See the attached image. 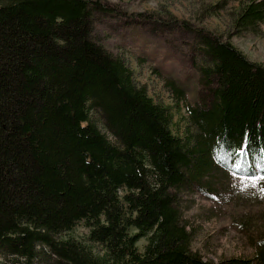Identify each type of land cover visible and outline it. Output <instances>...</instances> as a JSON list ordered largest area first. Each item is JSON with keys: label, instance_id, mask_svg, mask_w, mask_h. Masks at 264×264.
I'll return each mask as SVG.
<instances>
[{"label": "trees", "instance_id": "1", "mask_svg": "<svg viewBox=\"0 0 264 264\" xmlns=\"http://www.w3.org/2000/svg\"><path fill=\"white\" fill-rule=\"evenodd\" d=\"M101 0H0V256L33 264H264L208 262L190 248L179 192L218 167L264 176V66L228 41L191 30L202 55L187 129L172 131L120 58L92 36ZM264 3L249 0L236 25L254 28ZM184 26V24H183ZM177 103L183 93L169 82ZM97 113L108 139L89 121ZM78 224L92 246L63 239ZM144 240L139 248L137 242Z\"/></svg>", "mask_w": 264, "mask_h": 264}, {"label": "rangeland", "instance_id": "2", "mask_svg": "<svg viewBox=\"0 0 264 264\" xmlns=\"http://www.w3.org/2000/svg\"><path fill=\"white\" fill-rule=\"evenodd\" d=\"M115 13L97 17L92 36L112 56L120 58L132 73L134 83L143 87L156 103L169 108L172 131L180 136L187 129L186 105L198 99V65L202 55L191 30L203 29L228 41L249 61L264 66V20L254 28L236 25V13L249 0H101ZM260 2L264 0H254ZM184 24V26H183ZM176 82L183 93L176 96L169 82ZM89 121L109 140L97 113ZM251 176L233 166L218 167V172L204 177L200 186L179 192L182 221L190 232V248L208 262L239 259L250 261L264 241V177L254 162ZM89 230L78 224L63 239L86 240ZM144 240H139L141 248ZM33 264H56L49 251ZM0 264H12L0 256Z\"/></svg>", "mask_w": 264, "mask_h": 264}, {"label": "snow or ice", "instance_id": "3", "mask_svg": "<svg viewBox=\"0 0 264 264\" xmlns=\"http://www.w3.org/2000/svg\"><path fill=\"white\" fill-rule=\"evenodd\" d=\"M261 179H264V177H261Z\"/></svg>", "mask_w": 264, "mask_h": 264}]
</instances>
